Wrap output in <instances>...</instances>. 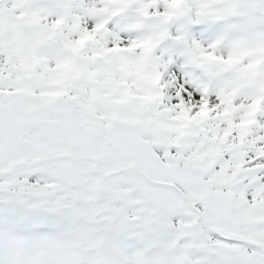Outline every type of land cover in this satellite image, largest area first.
<instances>
[{
  "label": "snow or ice",
  "instance_id": "6c2138e0",
  "mask_svg": "<svg viewBox=\"0 0 264 264\" xmlns=\"http://www.w3.org/2000/svg\"><path fill=\"white\" fill-rule=\"evenodd\" d=\"M0 264H264V0H0Z\"/></svg>",
  "mask_w": 264,
  "mask_h": 264
}]
</instances>
